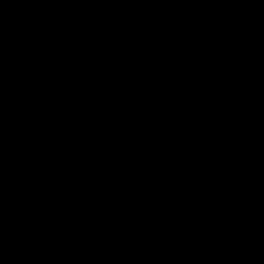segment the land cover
<instances>
[{"label":"water","instance_id":"1","mask_svg":"<svg viewBox=\"0 0 264 264\" xmlns=\"http://www.w3.org/2000/svg\"><path fill=\"white\" fill-rule=\"evenodd\" d=\"M0 264H264V0H0Z\"/></svg>","mask_w":264,"mask_h":264}]
</instances>
